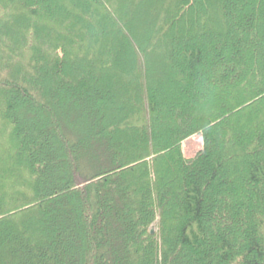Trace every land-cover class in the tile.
Listing matches in <instances>:
<instances>
[{"label":"trees","instance_id":"trees-1","mask_svg":"<svg viewBox=\"0 0 264 264\" xmlns=\"http://www.w3.org/2000/svg\"><path fill=\"white\" fill-rule=\"evenodd\" d=\"M0 264H264V0H0Z\"/></svg>","mask_w":264,"mask_h":264},{"label":"rangeland","instance_id":"rangeland-1","mask_svg":"<svg viewBox=\"0 0 264 264\" xmlns=\"http://www.w3.org/2000/svg\"><path fill=\"white\" fill-rule=\"evenodd\" d=\"M203 149V140L199 135L190 137L184 146V157L185 159H194ZM190 154L192 155H189ZM156 229V228H155Z\"/></svg>","mask_w":264,"mask_h":264},{"label":"water","instance_id":"water-1","mask_svg":"<svg viewBox=\"0 0 264 264\" xmlns=\"http://www.w3.org/2000/svg\"><path fill=\"white\" fill-rule=\"evenodd\" d=\"M155 232H156L155 227H152L151 228V234L153 235V234H155Z\"/></svg>","mask_w":264,"mask_h":264},{"label":"bare ground","instance_id":"bare-ground-1","mask_svg":"<svg viewBox=\"0 0 264 264\" xmlns=\"http://www.w3.org/2000/svg\"><path fill=\"white\" fill-rule=\"evenodd\" d=\"M189 155H192V154H190V152H189Z\"/></svg>","mask_w":264,"mask_h":264}]
</instances>
